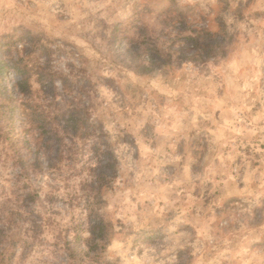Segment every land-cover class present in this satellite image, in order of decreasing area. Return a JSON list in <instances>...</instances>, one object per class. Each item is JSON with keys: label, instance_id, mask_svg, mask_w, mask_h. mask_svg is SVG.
<instances>
[{"label": "rangeland", "instance_id": "obj_1", "mask_svg": "<svg viewBox=\"0 0 264 264\" xmlns=\"http://www.w3.org/2000/svg\"><path fill=\"white\" fill-rule=\"evenodd\" d=\"M200 27L218 34L206 62L182 50L141 66V46L171 50ZM24 31L50 48L55 71L89 77L76 85L95 126L87 141L62 133L61 160L56 144L38 158L1 130L2 264H264V0H0V39L27 46ZM8 75L0 88L14 90L20 77ZM30 83L36 102L52 93L36 72ZM55 83L58 101L78 97ZM98 144L117 167L92 201L101 243L85 184Z\"/></svg>", "mask_w": 264, "mask_h": 264}, {"label": "trees", "instance_id": "obj_2", "mask_svg": "<svg viewBox=\"0 0 264 264\" xmlns=\"http://www.w3.org/2000/svg\"><path fill=\"white\" fill-rule=\"evenodd\" d=\"M217 35V33L212 32L206 27H200L186 33L183 31L179 32L172 41L171 50H160L156 46L151 47L147 45L146 47H142L140 45L141 66L146 70H150L153 68L152 66L157 63L168 65L171 56H174L175 52H181L182 50L188 51L189 58L199 62H206L216 51L217 44L215 37ZM126 38L130 39L131 50L136 53L137 50L134 49V44H132L133 40H135L134 37L127 36ZM180 38H182V40ZM18 41L25 43L27 46L23 45L22 47H18V44L12 41L11 38L8 41L5 37L0 39V52L3 50L7 52V55L3 59L0 58V85L2 77L11 78L8 77L9 73L20 77L18 80L14 81V90L8 87L5 89L0 88V120H3L0 121V132L2 130L5 140H11L12 144L21 143L29 151L34 148L38 158H40L39 156L42 154L51 153L52 146L56 144V151L59 153L58 159L61 160L63 155L70 152L71 149V147L63 145L64 135H62V133L69 135L73 134L72 136L78 137V139L83 137V141H87L88 137L86 136L90 134V131L95 126L93 123L89 122L91 104H86L83 101V99L85 100V94L88 95V93L81 88V86L84 88L85 86L76 85L78 79L84 78L87 83L90 82V79L85 74H77L74 77H70L55 71L52 66L50 48L44 43L42 38L36 39L29 31L22 32ZM36 41H38V43H36ZM29 47H33V49L29 50ZM14 51L16 55L13 54ZM24 51H28L27 54L23 55ZM36 52L39 53L36 54ZM42 55L47 57L45 59V64L41 63L39 60ZM34 72L38 74L39 81L42 82L44 87L48 86V88L52 90V93H45V95L37 101L43 100L41 103L48 102L47 104L37 103L33 99L34 91L30 83V78ZM57 78L61 80L63 93L71 94V92H77L74 91V85H76L79 93L78 97H72L68 100L63 96V98L58 101V96L60 95L56 92V89H58L55 83ZM68 101L72 102V104H62ZM17 109H19L22 118H24V125L19 132L15 124ZM27 118L28 121H25ZM34 129H36V131ZM5 131L6 133H4ZM106 135L104 131L100 134V136ZM94 148L96 161L93 163L90 162L87 167L89 170V177L85 181V184L87 187L90 185V189L86 194V198L89 200L88 216H90L91 219L89 231L93 239L101 243L107 240L106 221L99 211H94L92 209V206L94 201L95 204L99 202L103 203L104 183L114 180L117 174V169L115 170V168L117 167L116 157L113 155L110 147L100 146V144H98L95 145ZM37 151L41 153L37 154ZM22 157L23 155H20V158ZM108 169L113 172L110 178L106 173ZM17 245L18 244L14 243L12 245V250L18 248ZM5 255L6 253L4 256ZM4 258L5 257H1L0 264L5 262Z\"/></svg>", "mask_w": 264, "mask_h": 264}]
</instances>
